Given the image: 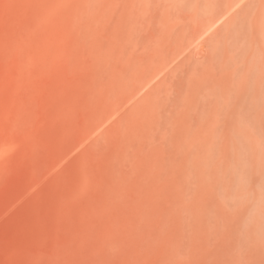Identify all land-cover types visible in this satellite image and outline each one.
<instances>
[{"label":"rangeland","instance_id":"374dc122","mask_svg":"<svg viewBox=\"0 0 264 264\" xmlns=\"http://www.w3.org/2000/svg\"><path fill=\"white\" fill-rule=\"evenodd\" d=\"M140 5L0 0V264H264V119L226 144L223 111L217 166L196 164L199 116L147 95L204 36L144 31Z\"/></svg>","mask_w":264,"mask_h":264},{"label":"bare ground","instance_id":"6f19581e","mask_svg":"<svg viewBox=\"0 0 264 264\" xmlns=\"http://www.w3.org/2000/svg\"><path fill=\"white\" fill-rule=\"evenodd\" d=\"M255 2V0H244L238 8L234 9L231 0H141L139 11L141 17L138 19V23L141 20L144 31L149 32L153 22L155 33L156 25L170 24L174 27L173 22L181 20L191 29L196 28L193 35L204 36V42H202L204 48L200 49L195 56L191 51V53H185L183 59L179 63L173 64L174 66H170L171 63L165 64L166 68L170 67L169 70L167 69L168 74H165L166 77L157 83L150 90L151 92L148 91L147 96L151 95L150 99L155 107L153 110L166 106L167 108L172 107V111H169L172 113L176 110L188 112L193 108L192 111L196 116H199L198 122H202V126H199L200 129L197 132L201 145L198 150H195L194 158L196 164L204 162L208 166L207 169L214 170L217 166V161L214 160V151L217 147L218 127L223 111H226L227 114L226 144L236 143L237 138L245 139L249 132L248 126L252 123L258 124L264 119V63L251 62V58H247L248 53L252 57L250 53L252 38L250 33H247L243 22ZM123 31L125 30L123 29ZM174 36L175 34H173ZM170 39L173 40L172 37ZM188 40L187 38V42ZM193 41L194 36L190 42ZM174 43L177 45V42ZM149 45L145 47H149ZM185 48L186 51L189 49ZM176 53L178 52L176 51ZM165 66L163 65V67ZM163 70L160 69V71ZM153 82L155 83V81ZM167 117H171V114L167 113ZM194 134L187 132V141L192 139Z\"/></svg>","mask_w":264,"mask_h":264}]
</instances>
